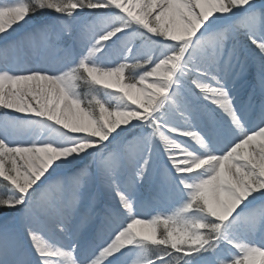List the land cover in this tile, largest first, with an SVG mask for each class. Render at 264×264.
Returning a JSON list of instances; mask_svg holds the SVG:
<instances>
[{
  "label": "snow or ice",
  "instance_id": "6c2138e0",
  "mask_svg": "<svg viewBox=\"0 0 264 264\" xmlns=\"http://www.w3.org/2000/svg\"><path fill=\"white\" fill-rule=\"evenodd\" d=\"M0 264H264V0H0Z\"/></svg>",
  "mask_w": 264,
  "mask_h": 264
}]
</instances>
